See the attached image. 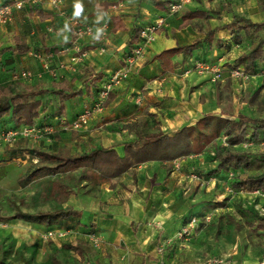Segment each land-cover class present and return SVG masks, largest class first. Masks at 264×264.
Returning <instances> with one entry per match:
<instances>
[{"label":"crops","instance_id":"0c3cea01","mask_svg":"<svg viewBox=\"0 0 264 264\" xmlns=\"http://www.w3.org/2000/svg\"><path fill=\"white\" fill-rule=\"evenodd\" d=\"M9 1L0 0V6ZM170 1L65 0L66 14H63L51 0H44L37 6L16 10L10 22L0 24L1 85L18 82L22 90L57 86L59 90L66 88L65 93H75L66 100L53 93L38 97L42 104L36 123L40 127L52 124L56 128L52 140L22 138L12 145L0 144V159L15 157L9 155L7 149L19 143L25 144V149L15 157L20 163H25L24 156L32 155L29 152L32 147L53 152L67 147L72 153L114 147L123 154L124 143L136 138V133L122 129L121 125L132 120L146 121L147 131L157 127L173 134L183 126L194 125L206 113L228 110L234 115L263 118L258 112L260 102L250 103L239 98L258 93V100L264 99V59L256 62L255 73L248 80L233 78L231 71L245 70L237 60L259 38H264V27L260 31L252 29L250 33L242 29V40L235 43L224 25L231 22L235 14L253 22L264 21V0H192L176 13L169 11ZM78 2L82 11L76 15ZM114 5L118 7L114 9ZM195 11L208 12L211 17H187ZM67 14L93 26H109L106 34L99 28L94 35L82 40L80 48L87 56L72 68L70 58L78 50ZM160 18L164 19V26L146 47L143 58L131 69L128 78L115 89L105 109L94 114L86 128L74 130L71 123L86 106L94 105L103 81L123 67L127 52L139 41L140 30ZM185 19L187 23L183 25ZM212 29L216 30L213 41H203ZM254 32L259 34L258 39L247 47L243 45L245 38ZM198 40L201 42L195 44ZM217 40L229 47L218 45ZM176 46H185L186 51L155 59L163 50ZM39 54L50 61L56 76L43 68ZM197 61L219 66L222 78L214 81L211 74L195 71L185 75L184 71L193 68ZM22 70L31 71L33 76L14 80V73ZM140 96L142 101L138 102ZM13 125L6 116L0 121V131ZM257 133L258 139H262L264 130ZM240 146L244 147V143L237 147ZM209 148L173 161L169 164L170 172L168 163L150 161L114 180V187L108 182L96 191L71 194L63 207L71 206L81 215L62 225L47 227L21 222L37 232L36 240L41 248L61 264H210L215 256L258 264L264 256V241L242 240L235 232L227 237L220 222L226 209L212 205L227 197V187L236 179L228 177H236L244 168L217 170L219 160L213 163L208 160L209 153H214ZM262 156L264 158V154ZM33 160L37 162L38 158L33 156ZM210 165L214 169L211 175ZM198 173L203 175L202 179L195 178ZM208 177L214 180L208 182ZM241 194L251 197L252 191L243 189ZM209 213L214 216L212 223L201 225L187 240L178 236L192 216ZM68 226L71 234L66 238H43L47 230ZM91 233L101 239L99 247L90 241ZM67 243L82 246L83 252L68 248ZM66 249L69 254H65Z\"/></svg>","mask_w":264,"mask_h":264},{"label":"trees","instance_id":"16d2710c","mask_svg":"<svg viewBox=\"0 0 264 264\" xmlns=\"http://www.w3.org/2000/svg\"><path fill=\"white\" fill-rule=\"evenodd\" d=\"M170 3V2H169ZM211 17L208 12L195 11L187 14V17ZM186 18V16H185ZM187 23L186 19L183 23ZM243 23V26L240 24ZM231 32V38L235 43L242 40L241 30L246 33L251 30L260 31L264 27V21L253 22L251 19L235 14L231 22L224 25ZM215 29L206 33L203 41L212 42L215 36ZM140 33V32H139ZM198 40L195 44H199ZM218 45L229 47L217 40ZM186 51L185 46H176L163 50L155 56V59H162V56H172L177 52ZM264 59V38H259L250 50L240 56L237 64H243L245 71L249 74L255 73L256 62ZM20 83L16 82L8 85L0 84V121L9 116L14 125L8 129L23 125H37L36 119L39 116L41 99L45 94H58L62 100L75 96L74 92L65 93L66 88L32 89L26 87L19 89ZM110 94L106 104L113 98ZM258 93H254V98ZM248 100L250 103L255 101ZM53 126L52 124L46 126ZM148 123L144 120H132L121 125L122 129H129L136 133V138L124 143L123 154L114 147L94 148L84 152L72 153L67 147L53 152L40 147H32L29 152L38 158L32 163L28 170L18 178V182L23 186L49 176H60L52 183V190L57 195H62L60 203H65L71 194L89 193L96 191L104 183L115 186L114 180L119 179L127 172H133L141 164L150 161H160L168 163V172L172 170L169 164L175 160L185 159L191 155L199 154L207 150L210 146L217 148V159L219 160L217 170H237L251 167L250 154L246 151L235 148L248 141L258 139V130H264V117H250L245 114L234 115L233 112L225 110L220 113H206L201 116L194 125L183 126L173 134H168L156 127V130H146ZM44 126V127H46ZM40 127V126H38ZM42 127V128H44ZM253 128V139L249 138V130ZM226 135L228 145L221 142V137ZM25 149V144H17L14 148H8L7 153L11 156ZM236 185V186H234ZM234 190L261 189L264 191V170L259 174H253L244 179L230 184ZM257 217L256 231L264 233V215L252 211ZM81 215L79 210L71 206H58L53 209L23 211L17 208L12 214H3L0 211V221L18 219L28 223L41 224L44 226L62 225L64 221L72 217ZM70 229L71 227L68 226ZM238 229V224H236ZM264 235V234H262ZM70 249L82 251V246L67 243ZM0 264L2 262L0 261Z\"/></svg>","mask_w":264,"mask_h":264},{"label":"rangeland","instance_id":"374dc122","mask_svg":"<svg viewBox=\"0 0 264 264\" xmlns=\"http://www.w3.org/2000/svg\"><path fill=\"white\" fill-rule=\"evenodd\" d=\"M258 37L259 34L254 32L253 35L245 38L243 45L249 46ZM251 98L250 94H248L242 95L239 99L250 100ZM258 98L259 94L252 100L260 102L258 112L260 116H264V99L259 101ZM229 108L234 110L231 106ZM240 110L238 109V111ZM252 136L253 128L249 130V138L253 139ZM254 140H251L253 142L251 147L244 148L240 146L235 148L236 150L249 152L251 167L243 169L236 177L230 175L228 179L233 177L236 178L235 182H237L240 178L244 179L249 175L259 174L264 170V158L262 156L264 154V144L262 145L264 136L262 139ZM209 149L210 152L213 151L214 153H209L207 158L213 163V161L217 160V148L210 146ZM22 159L25 163H20V159L15 157L7 158L4 156L0 159V211L3 214H12L17 208L23 211H37L63 206L65 203H60L58 199L62 195H57L52 190V183L60 176H49L39 179L27 186H23L17 181V177L34 162L32 155H26ZM23 164H26V166L22 167L21 165ZM208 171L209 175L214 172L211 165L208 167ZM198 176L200 179L203 178V175L199 173ZM242 191L241 189L232 192L228 191L225 199L214 201V204H212L213 206L226 209V214L220 220L224 227L223 232L228 235L227 237L234 232L238 233L242 240H249L252 243L264 241V235H262L264 233L256 231L258 221L255 214L252 213V211H256L258 214L264 215V197L258 198L250 194L251 197L245 198L241 194ZM218 218H216L217 221H219ZM236 224H238V229ZM29 226L18 219L0 221V261L2 264H61L58 259L51 258L47 250L41 248L38 240H36L37 232L28 229ZM65 254H69L68 249L65 250Z\"/></svg>","mask_w":264,"mask_h":264},{"label":"built area","instance_id":"2783aa9c","mask_svg":"<svg viewBox=\"0 0 264 264\" xmlns=\"http://www.w3.org/2000/svg\"><path fill=\"white\" fill-rule=\"evenodd\" d=\"M44 0H10L0 6V24H6L10 22L13 18V14L16 10H23L26 6L34 7L42 3ZM192 0H171L169 3V11L172 13L180 12L187 4ZM54 5H57L61 13L66 14L65 9V0H51ZM118 6L114 5L113 8L116 9ZM72 35L74 36L75 47H77L78 52L75 53L70 58V68L75 64L81 61L84 57L87 56V52L80 48V44L85 37L94 35L96 30L99 28L103 31L104 34L107 33L109 28L108 24H102L101 26H93L88 23H84L80 18L73 15H66ZM164 26V19L160 18L155 23L143 27L140 30L139 41L136 45L131 47L127 52L123 67L115 72L112 76L103 81L100 90L98 92V97L92 106H86L84 110L77 116V118L71 123V127L74 130H82L86 128L91 118L94 114L102 112L105 109L106 102L111 93L128 78L131 69L143 58L146 47L155 40L157 32ZM38 56V55H37ZM39 58L43 61V68L48 71L51 75L56 76L55 68L51 67L50 61L39 54ZM2 58L0 56V62ZM193 71L200 74H211L212 80L217 81L222 78V70L219 66H216L211 63L197 61L194 64L193 68L187 69L184 71L185 75L192 73ZM264 74V72H263ZM33 76L32 72L29 70H22L15 72L13 75L14 80H26L30 79ZM231 76L235 79L248 80L251 77V74L247 73L242 68H236L231 71ZM138 102L142 101V96L137 100ZM54 126H46L44 128L38 127L36 125H23L16 128L5 129L0 131V144L12 145L18 140L24 138L28 140H41L46 138L52 140L55 134ZM228 138L226 135L221 137V142L224 145H228ZM253 145V142L248 141L244 143V147L248 148ZM195 178H200L198 175H195ZM208 182L214 180L212 177H208ZM227 191L232 192L233 189L228 186ZM252 194L256 197H264V191L257 188L252 190ZM213 213L205 214L203 216H192L190 220L184 225L180 230L178 236L181 239H189L192 237L194 232L201 225H209L213 221ZM71 234L69 228L61 229H50L43 234L45 240L54 239V238H66ZM89 239L95 247H99L101 239L95 233L89 235ZM163 249H161L162 251ZM210 264H243V262L229 258L228 256H215L210 259ZM258 264H264V257H262Z\"/></svg>","mask_w":264,"mask_h":264},{"label":"clouds","instance_id":"9594fccd","mask_svg":"<svg viewBox=\"0 0 264 264\" xmlns=\"http://www.w3.org/2000/svg\"><path fill=\"white\" fill-rule=\"evenodd\" d=\"M82 11V5L78 2L76 4V15H79Z\"/></svg>","mask_w":264,"mask_h":264}]
</instances>
